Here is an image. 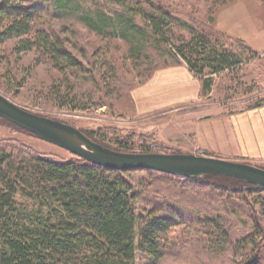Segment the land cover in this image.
<instances>
[{"label":"rangeland","instance_id":"374dc122","mask_svg":"<svg viewBox=\"0 0 264 264\" xmlns=\"http://www.w3.org/2000/svg\"><path fill=\"white\" fill-rule=\"evenodd\" d=\"M19 1L26 7L43 8L36 16L38 29L64 39L81 65L58 69L37 51L16 50L14 40L1 43L0 95L31 113L69 124L83 133L105 134V143L99 144L111 150L117 151V140L131 138V150L124 153L195 154L264 169V159L227 157L219 150L207 151L200 145L211 141L201 133L202 128L209 127L201 120L205 115L221 113L210 121V127L216 128L226 124L223 116L264 105V0L82 2V7H99L110 16L112 11H123L132 2L138 9L133 14L135 21L144 27L145 11L160 17L164 10L194 27L242 41L257 53L249 62L213 76L209 94L201 93L199 99L175 108L159 105L168 99L161 98L163 89L152 86V79L162 69L185 66L188 72L178 76L183 80L190 73V89H194V79L202 88L200 78L185 63L162 65L149 49L134 56L128 40L95 33L79 13L59 11L54 0ZM187 37L184 29H172L174 44ZM21 144L58 161L77 157L0 117V148ZM127 177L137 194L138 212L158 209L154 215L166 217L174 224L162 239V258L151 261L138 253L135 264H264V214L251 198L231 194L237 182L210 178L212 183L207 185L204 177L186 179L148 170L130 171ZM215 184L224 190L215 189ZM246 241L250 243L247 245Z\"/></svg>","mask_w":264,"mask_h":264},{"label":"trees","instance_id":"16d2710c","mask_svg":"<svg viewBox=\"0 0 264 264\" xmlns=\"http://www.w3.org/2000/svg\"><path fill=\"white\" fill-rule=\"evenodd\" d=\"M85 1L54 0L53 4L59 11L79 13L86 26L99 35L128 40L134 56L149 49L162 65L185 63L200 78L202 95L212 91L213 76L257 56L242 41L194 27L164 10L160 17L144 10V27L135 21L133 14L138 9L132 2L110 16L99 7H82ZM137 4L141 6L139 1ZM42 10L38 5L23 6L19 0H3L0 44L14 40L16 50L37 51L58 69L80 67L64 39L38 29L36 16ZM174 27L184 29L188 36L181 43L171 40ZM84 133L105 143V134ZM116 147L128 152L132 139L117 140ZM128 174L130 171L107 170L79 157L58 161L38 155L24 144L0 148V264H135L138 253L158 262L162 239L174 224L154 215L158 209L138 212L137 194ZM210 178L237 182L231 194L251 198L264 214V190L218 175L205 176L207 185L212 183Z\"/></svg>","mask_w":264,"mask_h":264},{"label":"water","instance_id":"95a60500","mask_svg":"<svg viewBox=\"0 0 264 264\" xmlns=\"http://www.w3.org/2000/svg\"><path fill=\"white\" fill-rule=\"evenodd\" d=\"M0 117L29 131L38 139L58 146L107 170H148L186 179L218 175L243 180L264 190V169L195 154L124 153L93 141L78 128L31 113L0 95ZM202 153L201 149L198 150Z\"/></svg>","mask_w":264,"mask_h":264},{"label":"crops","instance_id":"0c3cea01","mask_svg":"<svg viewBox=\"0 0 264 264\" xmlns=\"http://www.w3.org/2000/svg\"><path fill=\"white\" fill-rule=\"evenodd\" d=\"M262 40L261 46L264 49V36ZM184 72L188 71L185 66H181L165 68L154 74L151 85L154 87L157 85L158 88L163 89L161 98L168 99L159 104L161 107L175 108L186 101L197 100L201 97L202 88L197 79H194V89H190V73L183 80L178 76L179 73ZM207 111L205 108V112ZM217 114L221 115V113H216L213 116ZM213 116L205 115L201 119L205 120L204 124L209 125V127L202 128L201 133L211 140L200 142L201 148L207 151L219 150L227 157L264 159V105L234 115L223 116L226 124L221 127H210Z\"/></svg>","mask_w":264,"mask_h":264}]
</instances>
